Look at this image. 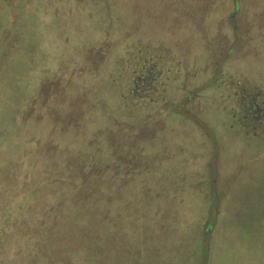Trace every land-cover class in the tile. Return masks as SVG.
Returning a JSON list of instances; mask_svg holds the SVG:
<instances>
[{
  "label": "rangeland",
  "instance_id": "1",
  "mask_svg": "<svg viewBox=\"0 0 264 264\" xmlns=\"http://www.w3.org/2000/svg\"><path fill=\"white\" fill-rule=\"evenodd\" d=\"M0 264H264V0H0Z\"/></svg>",
  "mask_w": 264,
  "mask_h": 264
}]
</instances>
